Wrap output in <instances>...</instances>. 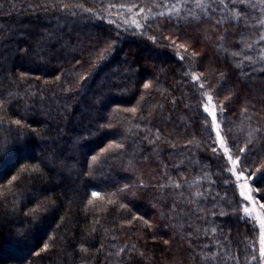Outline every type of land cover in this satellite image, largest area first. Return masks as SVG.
<instances>
[{"label":"snow or ice","instance_id":"6c2138e0","mask_svg":"<svg viewBox=\"0 0 264 264\" xmlns=\"http://www.w3.org/2000/svg\"><path fill=\"white\" fill-rule=\"evenodd\" d=\"M92 3L94 7H86L84 3L73 0H31L30 3L25 0L19 8L14 3L10 4L15 11L27 10L29 13H39L44 20L58 21L57 24L38 29L34 34L23 29L28 33L24 39L29 43L23 49L18 48V51L27 53L29 44H34V48L46 53L67 50L72 44L70 32L61 29L60 20L68 25L73 20L85 17L100 19L105 22L102 25L104 31L98 35L97 42H103L104 47L99 56L94 52L87 53L89 59L95 58L99 62L105 58L106 52L114 54L123 38L128 36L151 42L156 46L152 51L157 54L163 41L164 48L170 51L169 59L174 62L176 73L180 76L179 81L172 82L171 88L179 87L181 93L178 97L171 88L162 90V95L171 96L168 116L159 112L154 116L151 110L137 116L141 123L135 125L134 135L116 133L124 142L108 140L107 145L91 157L87 162L88 171L82 173L87 180L84 185L85 196L87 190H91V195L84 203L85 211L94 206L92 197L100 196L93 182L98 175L101 178L103 176L100 172L101 154L125 153L132 149L140 159L154 156L156 168L150 171H158L159 175L144 178L133 162H129L126 171L131 173L134 183L115 188L113 195H123L109 201L111 204L118 203L117 211L131 217L122 220L121 224L134 226L136 221H141L142 227L154 230L160 226L191 229L187 231V246L194 250L193 258L196 253L200 254V264H264V187L258 186L264 183V122L252 123L248 115L247 93H243L239 86L253 75H264V0H126L122 3L92 0ZM6 6V0H0V9ZM210 45H214L215 56L206 61ZM34 54L38 55L35 50ZM75 63L78 65L82 62ZM205 63L219 65L214 69L215 75L219 77L216 82H212L207 68L201 71ZM62 72L69 74L66 69H62ZM233 74L237 79L221 98V88ZM9 75L11 77L12 74ZM89 75L90 72H84L78 79L83 81ZM160 76L161 72L158 71L155 78L145 80L143 89L147 91L152 87H160ZM29 78V73L24 71H19L16 77L25 84ZM54 79L59 80L60 77ZM4 91L0 89V94ZM24 94L7 93V99H0V109L7 111L12 103L19 102L15 97ZM36 95L31 93L33 102ZM239 99L245 100V106L239 111L241 116L248 119V125L246 129L240 127L234 133L233 117L236 114L231 112V108L233 101ZM159 107L163 108V105ZM129 111L136 114L138 109L133 106ZM177 112L180 113L178 116L173 115ZM173 122L177 125L173 131L179 130L189 137L183 139L179 146L171 138V132L162 133L161 128L155 126L156 123ZM8 123L19 126L16 131L20 138L25 136L26 128L37 131L19 118ZM104 127L110 128L112 125L97 126L98 130ZM141 128L142 133L139 131ZM56 135L61 136V133L58 131ZM70 138L78 140V137ZM3 152L10 153L11 149L0 145V153ZM15 163L17 161H13V165ZM68 166L76 168L74 157L69 158ZM46 167H50L48 159L21 165L17 173L7 180L8 191L22 182L39 179ZM57 175L62 177L61 183L68 180L73 191L79 192V188L71 183L70 174L65 176L60 171ZM76 176L78 179L81 177L79 169ZM35 187L33 184L32 188ZM137 187L155 191L150 203L156 210L157 224H153L152 219H146L147 213L142 215L140 211H134L135 201L129 200V196L135 197L134 189ZM42 191L47 192L49 189L43 187ZM26 194L28 198H34L31 189H27ZM26 216L33 224H39L43 219L36 217L34 209H28ZM230 217H235L237 223L245 224L248 232L253 234L251 238L245 237L242 242L230 238L232 229L225 232L220 222ZM165 219L169 222L163 223ZM17 223L22 225L23 221ZM193 224L195 227H192ZM23 231V228L18 229L21 235ZM92 231H96L95 225ZM176 235L177 232L173 231V236ZM58 239L55 233L48 236L42 246L35 248L34 255L55 247ZM96 239V236L82 238L83 242L77 244L85 258L90 255L88 245L95 243ZM152 239L157 237L153 235ZM104 247L103 243L99 246L100 250ZM233 248L235 252L230 251ZM134 250V246L128 249L129 252ZM124 251V247H121L116 255ZM29 252L32 254L33 250L29 249ZM139 255L143 257L145 254L140 251ZM80 264H85V260L81 259ZM129 264H133V261L129 260Z\"/></svg>","mask_w":264,"mask_h":264},{"label":"trees","instance_id":"16d2710c","mask_svg":"<svg viewBox=\"0 0 264 264\" xmlns=\"http://www.w3.org/2000/svg\"><path fill=\"white\" fill-rule=\"evenodd\" d=\"M22 2L25 0H6L7 6L0 9V68L3 69L0 72V89L5 90L0 94V99H7L9 92L25 93L15 97L19 102L12 103L7 111L0 109V145L11 149L10 153H0V264H80L81 259L85 260V264H129V260L133 264H200V254L196 253L193 258L194 250L187 246V231L191 229L160 226L158 230H154L142 227L141 221H136L134 226L121 224L122 220L131 217L117 211L118 203H109L123 195H113L115 188L134 183L131 173L126 171L130 161L144 178L159 175L158 171H150L156 168L154 156L140 159L132 149L125 153L101 154L100 172L103 176L101 178L98 175L93 182L100 196L92 197L94 206L87 212L84 209L91 190L89 188L85 196L84 185L87 180L82 173L88 171L87 162L91 157L98 154L108 140L124 142L116 133L134 135L135 125L141 123L137 116L150 110L154 116L157 112L163 116L170 114L171 96L162 95V90L171 88L173 81L180 80L174 62L169 59L170 51L164 48L161 41L157 54L152 51L156 46L151 42L128 36L123 38L114 54L106 52L105 58L99 62L95 58L89 59L87 53L94 52L99 56L104 47L103 42H97V37L104 31L102 25L105 22L87 17L73 20L68 25L63 20L59 21L61 29L66 33L70 32L72 44L67 50L46 53L34 48V44H29L27 53L18 51V48L23 49L29 43L24 39L28 33L23 29L34 34L38 29L58 23L57 19L44 20L39 13L15 11L10 6L14 3L19 8ZM27 2L30 3L31 0ZM73 2L84 3L86 7L95 6L92 0ZM111 2L122 3L126 0ZM34 50L38 55L34 54ZM199 50L198 45L197 51ZM214 56V45H210L205 59L207 61ZM76 61L82 63L77 65ZM217 67L219 65L205 63L201 71L207 68L212 82H216L219 77L215 75L214 69ZM62 69L68 70L69 74L65 75ZM19 71L29 73L27 84L16 79ZM158 71L161 72L160 87L144 90V81L155 78ZM84 72H90V75L81 81L78 76H82ZM57 76L60 77L59 80L54 79ZM236 79L233 74L229 82L223 85L221 98ZM239 86L243 93H247L248 115L251 116L252 123L264 122V75H253ZM171 90L173 94L180 96L179 87ZM31 93H37L34 102ZM116 105L120 107L117 108ZM159 105H163V108ZM133 106L138 109L136 114L129 111ZM244 106V99L233 101L231 112L236 114L233 117L234 133L240 127L247 128L248 119L241 116L239 111ZM179 114L177 112L173 115ZM17 118L37 131L26 128L25 136L20 138L16 131L19 126L8 123ZM109 124L112 127L100 130L97 128L98 125ZM155 126L160 127L162 133L171 132V138L178 146L183 139L189 138L179 130L173 131L177 129L175 122L156 123ZM58 131L63 138L56 135ZM139 131L142 133L143 129ZM70 137H78V140ZM72 157L77 162L76 168L68 166L69 158ZM38 159L49 160L50 167L44 169V174L39 179L17 184L8 191L7 180L17 173L20 166L37 163ZM13 161L17 163L13 165ZM77 169L81 171L79 179L76 176ZM60 171L65 176L71 175V183L79 188L78 193L73 191L68 180L61 183L62 177L57 175ZM33 184L36 185L35 188H32ZM258 186L264 187V183ZM43 187H47L49 191H42ZM27 189H31L34 198L27 197ZM134 191L135 197L129 196V200L135 201L134 211H140L142 215L147 213L146 219H152L153 224H157L156 210L150 203L155 191L152 188L138 187ZM28 209H34L37 218L43 217L42 222L33 224L26 216ZM61 217L64 219L61 220ZM193 219L199 223L196 217ZM18 221H23V224L17 223ZM168 222L167 219L163 221ZM220 222L223 223L225 232L232 229L230 238L242 242L245 237L251 238L253 235L248 232L245 224L237 223L235 217ZM94 225L95 232L92 231ZM20 228L24 229L22 235L18 232ZM173 231L177 232L176 236H173ZM53 233L59 238L56 246L40 255H34L35 248L42 246ZM153 235L157 239L153 240ZM255 235L258 241V233ZM90 236H96L97 239L95 243L88 245L90 255L85 258L77 244L83 242L82 238ZM125 241L128 243L125 244ZM101 243L105 246L102 250L99 248ZM133 246L135 250L129 252L128 249ZM121 247L125 251L117 256ZM29 249L33 250L32 254ZM140 251L144 252L143 257L139 255ZM230 251L235 252L236 249Z\"/></svg>","mask_w":264,"mask_h":264}]
</instances>
